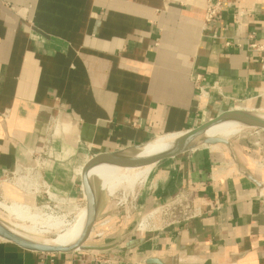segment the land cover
I'll return each mask as SVG.
<instances>
[{"label":"crops","instance_id":"0c3cea01","mask_svg":"<svg viewBox=\"0 0 264 264\" xmlns=\"http://www.w3.org/2000/svg\"><path fill=\"white\" fill-rule=\"evenodd\" d=\"M222 1L205 23V0H0V179L32 165L56 130L44 175L82 208L93 155L257 109L261 97L264 109V0ZM141 191L142 210L183 195L207 211L154 229L113 215L117 233L87 241L97 248L42 252L0 237V264H264L263 129L159 161ZM216 197L222 207L208 211ZM110 208L99 198L93 234Z\"/></svg>","mask_w":264,"mask_h":264},{"label":"bare ground","instance_id":"6f19581e","mask_svg":"<svg viewBox=\"0 0 264 264\" xmlns=\"http://www.w3.org/2000/svg\"><path fill=\"white\" fill-rule=\"evenodd\" d=\"M246 109L253 110L256 108ZM245 128L246 126L231 121H225L209 128L207 135L230 139L231 136ZM179 135L180 134H166L162 136L163 138L161 141L156 140L158 138L156 137L140 149L138 156L145 157L153 155L168 148ZM213 146H222V144H216ZM153 165L154 164L139 167H122L101 163L91 168L89 177L91 179L98 178L102 183V187L107 189L110 194H113L120 188L124 190H132L136 186H141L148 179ZM155 212H157V210H154L150 214H155ZM5 216L8 219H6ZM0 217L4 219L15 232L27 239L50 245L66 246L76 241L82 234L87 220V206L85 205L83 208H80L75 216V220L69 222L66 221L63 216H57L50 213L41 214L33 211L28 203L12 199L8 200L6 198L0 200ZM148 219L149 215H146L142 219L140 223L141 228L145 229L146 226H149L147 225L149 224L147 221ZM157 219L158 222H160V214H158ZM50 227L57 229L61 227L63 228L57 231V236L53 239L39 237L40 235L38 234L47 232L48 229L46 228L50 229ZM31 233H34V235Z\"/></svg>","mask_w":264,"mask_h":264},{"label":"water","instance_id":"95a60500","mask_svg":"<svg viewBox=\"0 0 264 264\" xmlns=\"http://www.w3.org/2000/svg\"><path fill=\"white\" fill-rule=\"evenodd\" d=\"M231 121L246 127H255L264 130V114L255 112L249 109H230L219 113L217 116L205 121L204 123L191 128L181 133L171 145L153 155L139 157L138 153L128 154L127 152H103L90 157L83 165L81 174L82 190L86 199L87 206V220L84 230L80 237L70 245H50L27 239L26 237L15 232L10 225L0 219V237L16 243L17 245L35 251L42 252H60L71 251L75 249L97 248L98 246L89 245V240L95 221L98 217L99 198L96 195L95 189L92 185V179L89 177V172L92 167L97 164H112L122 167H139L149 164H156L159 161L175 157L186 151L197 148L199 146H209L216 144L230 143L229 139L220 136H208L207 131L209 128L225 122ZM248 176L259 183L252 175ZM149 264L160 263L157 259H148Z\"/></svg>","mask_w":264,"mask_h":264},{"label":"rangeland","instance_id":"374dc122","mask_svg":"<svg viewBox=\"0 0 264 264\" xmlns=\"http://www.w3.org/2000/svg\"><path fill=\"white\" fill-rule=\"evenodd\" d=\"M261 108H262V97L260 98V100L257 104V109H254V111L261 113V114H264V110ZM261 131H262V129L260 130V132H256L254 127H246L245 129H241L237 134L231 136L229 141H232V140L238 138L239 136L241 137L242 135H250L251 133L258 135L261 133ZM162 138L163 137L161 136V137L157 138L156 140L161 141ZM139 151H140V149H135V150L127 152V153L128 154H136ZM9 176L11 177V175H9ZM5 178H7V176H3L0 179V200L7 198L8 200L12 199V200L21 201V202L30 204L32 210L36 211L38 213H41V214L50 213V214L57 215V216H63L64 219L66 221H69V222H73V220H75V218H76L75 216L79 212L80 207H71L70 202H68V198L63 200L62 203H60V202H58V200H56L54 203H57L58 205L59 204L60 205L57 206L56 208H53L52 210L48 209L44 205L47 203V201H45L43 203V205H36V204L34 205L31 202L25 201L24 199L23 200L20 199L19 196L17 197L16 195H19V194H17V192H18L17 190H14L13 192L8 190L12 186L11 185L12 178L8 177L9 179H7V180ZM147 181H148V179L141 186H136L132 190H124V189L120 188L115 193L110 194L107 189H104L102 187V183L98 178L92 179V185L95 189L97 197L102 198L104 200L105 205H110L111 208L109 210H107L101 217V218H108L109 222L107 221L101 226V227H103V229H100V230L96 229L94 232V233H96V235L93 234V232H92L93 235L89 238L91 241L92 240L97 241L99 238L102 239L104 236L105 237L107 236L109 238L112 235H114L115 232L117 233L115 225H112L113 220L110 221L111 220L110 218H112L111 216H113V215H118V214L122 213L123 217L127 218V220H131L132 222L135 221V223H138L137 228H139V229H141L140 223L146 215H149V219L147 220L149 223L147 225H149V226H146L145 229H154V228L160 227L163 224V221L168 219L169 216H168V214H166V211H165L166 209L164 207H161V205L163 203H159L157 205L155 204L152 208H148L146 210H142L141 208H139V203L141 201V193H142L141 189L145 186ZM1 188H3V190ZM4 188L6 190H4ZM26 190L27 191H25V192L27 193V195L32 194V193H30V190L28 188ZM25 197L27 199H30L29 198L30 196L29 197L25 196ZM83 206H85V204ZM154 210H157L158 214L162 215L160 222H158V219H157V217H158L157 212H155V214L153 213L152 215L150 214ZM5 218L8 219L6 216H5ZM0 219L2 221H4L5 223H7L1 217H0ZM61 228H63V227H61ZM61 228H59V229L53 228V227H50V229L46 228V229H48L47 232H43V233L38 234V235H40L39 237H42V238L53 239L57 236V231L61 230ZM31 234L34 235V233H31Z\"/></svg>","mask_w":264,"mask_h":264},{"label":"built area","instance_id":"2783aa9c","mask_svg":"<svg viewBox=\"0 0 264 264\" xmlns=\"http://www.w3.org/2000/svg\"><path fill=\"white\" fill-rule=\"evenodd\" d=\"M227 5L228 4L224 3L222 0H205V23H210L211 21L220 18ZM241 14L243 13H237L238 20H240ZM250 45L252 48L256 49L263 47V45H260L257 42H252ZM201 78L202 77H198L197 80L199 81ZM254 129L256 132H260L261 130L255 127ZM55 134L56 130L52 129L50 136L45 139L42 147L34 152V163L32 165H20L13 171L4 173V176H7L5 179L12 178V183L14 185L23 189L28 188L30 192L34 194L45 195L47 203L44 205L51 210L60 205L54 203L56 200L62 203V201L66 199L64 196L59 195L52 190L51 184L44 175L45 169L50 162V154ZM9 175H11V177ZM222 205V198L216 197L212 200L208 211L220 209ZM161 207L166 209V214L169 216L168 219H166L168 223L180 221L181 219L190 220L199 217L207 211L202 205H195L192 200L184 198L183 195H178L171 201L163 203ZM160 216L162 217V215Z\"/></svg>","mask_w":264,"mask_h":264}]
</instances>
